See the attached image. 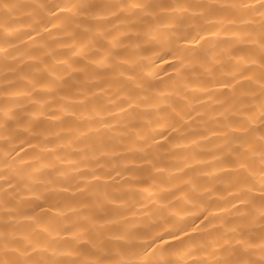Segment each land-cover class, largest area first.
<instances>
[{
    "label": "bare ground",
    "instance_id": "6f19581e",
    "mask_svg": "<svg viewBox=\"0 0 264 264\" xmlns=\"http://www.w3.org/2000/svg\"><path fill=\"white\" fill-rule=\"evenodd\" d=\"M0 264H264V0H0Z\"/></svg>",
    "mask_w": 264,
    "mask_h": 264
}]
</instances>
